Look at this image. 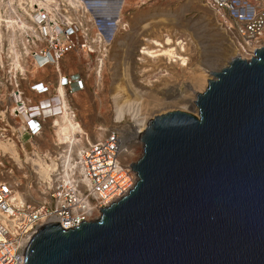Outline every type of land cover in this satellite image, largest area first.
Masks as SVG:
<instances>
[{"label":"water","instance_id":"1","mask_svg":"<svg viewBox=\"0 0 264 264\" xmlns=\"http://www.w3.org/2000/svg\"><path fill=\"white\" fill-rule=\"evenodd\" d=\"M210 73L197 115L148 121L128 193L41 226L23 264H264V43Z\"/></svg>","mask_w":264,"mask_h":264},{"label":"built area","instance_id":"2","mask_svg":"<svg viewBox=\"0 0 264 264\" xmlns=\"http://www.w3.org/2000/svg\"><path fill=\"white\" fill-rule=\"evenodd\" d=\"M100 1L0 0V137L15 134L10 127L17 119L23 120L22 131L32 137L41 133L48 118L63 115L65 97L82 90L85 83L81 74L60 69L67 54L94 59L100 72L112 39L109 24H101L102 19L96 21L91 14V5ZM204 1L229 20L227 28L247 59L254 56L264 43V7L253 0ZM31 64L52 65L58 75L54 94L35 104L21 87ZM30 88L38 94L49 91L43 82ZM125 143L116 129L102 139L87 141L74 155L66 150L46 181L48 202L17 201L11 184L0 181V264H23L26 247L41 226L60 222L63 229L77 227L98 218L104 207L126 195L136 173L127 161Z\"/></svg>","mask_w":264,"mask_h":264},{"label":"rangeland","instance_id":"3","mask_svg":"<svg viewBox=\"0 0 264 264\" xmlns=\"http://www.w3.org/2000/svg\"><path fill=\"white\" fill-rule=\"evenodd\" d=\"M253 2L264 7V0ZM118 17V30L112 35V43L110 42L100 72H96L94 59H88L82 54H73L74 60L63 66V70L68 73L81 74L85 81L82 90L65 97L67 107L74 112V119L77 121L76 132L71 135L75 138L74 145L68 140H61L58 135L60 127L57 120L64 125L62 116L48 118L44 122L42 133L32 137L22 131L24 122L17 119L10 127L15 134L11 138L0 137V181L11 184L17 201L31 204L50 201L48 184L41 180L35 167L39 158L48 164L53 160L59 165L64 160L63 155H67L66 150L71 149L74 151L71 155H74L87 141L102 139L116 129L128 140L132 130L131 117L126 114L121 120L115 118L114 98L116 87L124 85L126 74L130 79L129 85L123 86L124 90L128 89L123 90L124 97H131L135 88L147 95L149 93L150 97H155L153 99L161 100L152 108L153 116L151 114L149 120L155 115L173 110L197 115L195 91L202 92L208 80L214 78L210 72L220 71L233 57L247 59L248 56L237 44L235 34L227 28L229 20L225 21L204 0H124ZM108 22L105 24L108 25ZM114 25H109L107 29L110 35ZM168 35L173 40L170 46L164 43ZM157 39L162 42L163 48L176 49L175 55L169 58L166 55H156L158 52L142 53V50L158 49L153 43ZM178 41L181 42L179 45ZM225 42H232V50L228 51L227 47L224 49ZM200 72L207 82L203 89L195 90L197 87L194 79ZM193 86L195 91L191 89ZM125 142L127 161L135 162L142 154V142L140 139ZM10 144L15 154L6 147Z\"/></svg>","mask_w":264,"mask_h":264},{"label":"bare ground","instance_id":"4","mask_svg":"<svg viewBox=\"0 0 264 264\" xmlns=\"http://www.w3.org/2000/svg\"><path fill=\"white\" fill-rule=\"evenodd\" d=\"M124 4V0H103L102 2L100 1V3H95L93 5H91V8H92V11H91V14L93 15V17L96 19V17H99L100 19V23L101 24H105V22H108L109 25H114V24H111V23H115L114 27H113V32L111 34V38H113V34H114V31L117 29V25H118V22H119V12L122 8ZM124 11V10H123ZM123 13V12H122ZM98 19H96L97 21ZM111 22V23H110ZM121 22V21H120ZM107 23V24H108ZM120 24V23H119ZM121 25V24H120ZM127 25V24H126ZM123 27V26H122ZM126 27V26H125ZM165 29V28H164ZM118 30V29H117ZM163 30V29H162ZM170 30V29H169ZM154 32V31H153ZM138 33V32H137ZM141 33V31H140ZM143 33V32H142ZM141 33V34H142ZM159 33V31L157 32ZM163 33V32H162ZM167 34V33H166ZM140 35V34H138ZM172 35V34H171ZM159 36V35H158ZM150 37V36H149ZM155 37V36H154ZM163 37V36H162ZM117 38V37H116ZM138 38V37H136ZM135 38V39H136ZM159 38V37H158ZM116 40V39H115ZM162 41H163V38H162ZM173 41L171 40V37H169V35L166 37L165 39V42L166 44H169L170 46V42ZM176 41V40H175ZM114 42V41H113ZM140 42V41H139ZM112 43V41H111ZM110 43V44H111ZM148 43V42H147ZM153 43L158 46L159 48L154 50V51H149L148 49L146 50H142V53H149V54H152L154 52H158L156 53V55H166L168 56L169 58L174 56L175 55V50L174 48H163L164 45L162 44V42L158 41L157 40H153ZM178 45L181 43L180 41L177 42ZM232 43V42H231ZM231 43H224L225 47L224 49L227 47L228 51L232 50L231 48ZM134 44V43H132ZM230 44V45H229ZM136 45V44H135ZM144 45V44H143ZM146 45V44H145ZM147 46V45H146ZM168 46V45H167ZM131 47V45H130ZM134 47V45H133ZM166 47V46H165ZM149 48V47H148ZM151 48V47H150ZM157 48V47H156ZM182 48V47H181ZM142 49H145V48H142ZM131 50V49H130ZM135 50V48H134ZM184 50V49H183ZM237 50V49H236ZM227 51V50H226ZM238 51V50H237ZM131 53V52H130ZM141 53V54H142ZM233 53V52H232ZM231 54V53H230ZM154 54V56H156ZM144 57V56H143ZM161 57V56H160ZM132 58V57H131ZM147 58V57H146ZM168 58V59H169ZM244 58V57H243ZM183 60V57L181 58ZM180 59V60H181ZM177 60V59H176ZM175 60V61H176ZM185 60V59H184ZM184 63V61H183ZM129 70V69H128ZM204 72V71H203ZM130 73V72H129ZM126 74V73H125ZM205 74V73H204ZM126 78H125V83L124 85L126 86L129 85V75L126 74L125 75ZM205 76L203 75V73H199L196 75L195 79H194V84L196 85L197 89L195 90H200V89H203V87L205 86V83L207 82L205 80ZM124 79V78H123ZM123 85V86H124ZM134 85V84H133ZM122 85H119L117 86L116 88V91H115V118L117 120H121L122 118H124V115L128 114L131 118V121H132V130L131 132L129 133V136H128V140L126 139L125 137V140L126 141H129V140H134L135 139H139V136L141 135V133L143 132V130L145 129V126L147 125L148 121H149V117L151 116L152 114V108L155 106V105H158V103L161 101H159L158 99H153L155 97H150L149 93L148 95L146 93L141 92V91H138V89L133 90L132 92V96L131 97H124L123 95V90H124V87ZM130 88V87H129ZM194 86L191 88L192 90ZM199 88V89H198ZM127 89V87H126ZM130 90V89H129ZM192 90H191V93H192ZM194 90V91H195ZM124 91H128L127 90H124ZM130 94H131V91H129ZM199 92V91H198ZM129 94V95H130ZM197 94V91H195V96ZM194 95V93H193ZM155 96V95H154ZM193 97V96H191ZM152 98V99H151ZM194 99V97H193ZM158 100V101H156ZM193 101V100H192ZM158 102V103H157ZM163 105V104H162ZM160 106V105H159ZM158 106V107H159ZM193 106V105H192ZM187 108V107H185ZM167 109V108H166ZM153 116V114H152ZM62 118H63V123L64 125H61L60 123L62 122H58L57 120V125L60 127V131L58 132L61 136V140H68L70 141L72 144L74 142V139L73 137H71V135L73 133L76 132V127H77V121L74 119L75 117L68 111L67 109V104L65 103L64 105V113L62 115ZM75 135V134H74ZM81 140V139H80ZM77 143V142H76ZM4 144V143H2ZM72 144L70 147H72ZM79 144V143H78ZM5 145V144H4ZM3 145V146H4ZM74 145V144H73ZM80 145V144H79ZM2 146V145H1ZM5 147V146H4ZM10 151L13 152V154H15V150L14 148L10 145L6 146ZM5 147V148H6ZM80 149V148H79ZM77 150V149H76ZM74 152V151H73ZM66 153V152H65ZM48 154V153H47ZM58 155V154H57ZM47 156V155H46ZM51 157V156H50ZM54 157V156H53ZM52 157V158H53ZM69 157L70 155L66 158V161L64 164H66L69 160ZM61 158V157H59ZM18 159V158H16ZM46 159V157H45ZM50 159V158H49ZM54 159V158H53ZM39 162H35V167L37 168L38 170V175L39 177L41 178V180L43 181H47L49 180V175H50V172L52 171V169L55 167V162L53 160H50V163H46L43 159L39 158L38 160ZM134 163V162H132ZM135 176V175H134Z\"/></svg>","mask_w":264,"mask_h":264},{"label":"crops","instance_id":"5","mask_svg":"<svg viewBox=\"0 0 264 264\" xmlns=\"http://www.w3.org/2000/svg\"><path fill=\"white\" fill-rule=\"evenodd\" d=\"M73 54L74 53L67 54L60 61V65H59L60 69L62 70V72L66 73V74H69V73L66 72L65 70H63V66L66 62H70L71 60H74ZM75 55H77V54H75ZM57 79H58V75H57V72L55 71L54 66L47 65L44 67H39V66H37V64H31L26 79H24L21 82V87H22V90H23L25 96L28 99H30L31 103L35 104L38 101H40L42 99L49 98L50 96H52L54 94L55 88L57 86ZM37 82H43L45 85H47L49 87V91L45 94L35 93L33 90H31L30 86L34 83H37ZM10 130L13 131V128H11ZM41 133H42V131H41ZM41 133H39V134H41ZM39 134L36 136H39Z\"/></svg>","mask_w":264,"mask_h":264}]
</instances>
